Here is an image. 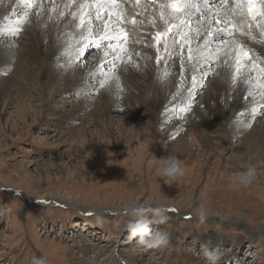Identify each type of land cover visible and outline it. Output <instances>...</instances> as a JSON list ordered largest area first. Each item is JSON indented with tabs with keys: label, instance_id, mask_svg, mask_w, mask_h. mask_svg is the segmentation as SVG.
<instances>
[{
	"label": "rangeland",
	"instance_id": "374dc122",
	"mask_svg": "<svg viewBox=\"0 0 264 264\" xmlns=\"http://www.w3.org/2000/svg\"><path fill=\"white\" fill-rule=\"evenodd\" d=\"M20 13L12 18H19ZM133 43L131 48L136 53L130 65L140 72L148 64L144 58L148 55ZM213 43L214 50L218 41ZM105 50L106 46L90 47L83 52L84 64L68 68H97ZM252 50L260 54L258 47ZM6 61L11 68L0 77L8 80L11 90L0 99V264H33L35 259H44L46 264H130L134 254H138L134 264H210L203 247L217 249L215 243L221 244L216 264H236L234 256L239 254L240 264H264V138L257 134L256 140L249 142L244 139L248 131L221 130L222 124L230 120L228 115L224 117L225 112L236 109L225 104L224 88L217 102L210 99L215 76L206 77L202 90L197 86L191 97L188 92H181L179 100L165 95L156 115L161 122L143 112L144 103L138 104L136 97L132 116L126 114L127 110L119 111L108 128L88 116L85 125L88 133H93L83 140L80 135L69 134L68 138L74 139L69 142L55 135L79 128L83 118L56 117L54 113L63 108L62 97H72V104L86 99L96 101L108 86L118 92L117 84L122 93H138L132 83L125 82L126 77L132 78L122 73L123 61L118 60L115 69L112 63L103 66L104 73L114 71V76L106 78L103 73L84 79L80 95L70 90L64 94L63 78L45 87L44 81L29 80L19 67L27 63L24 59ZM3 62L1 57L0 65ZM216 65L214 62L210 66ZM201 66L209 70V66ZM68 68L63 76L70 74ZM72 75L74 78L76 74ZM193 76L197 84L200 81L196 70L188 75L187 87L175 78L176 90H180L179 84L185 90L191 88ZM154 89L140 92L139 97L150 101L158 94ZM121 103L118 107H125ZM218 103H223L220 121L211 125L204 117L211 112L209 104L212 110ZM177 104L185 105L178 113L179 123L169 118ZM244 112L235 114L250 115ZM161 116L168 119L162 120ZM97 118L105 119L98 114ZM181 135L186 136L183 143L178 140ZM210 138L213 140L206 143ZM169 156L177 157L184 169V175L174 181L160 176V165L148 163ZM250 165H255L256 175L245 185L236 174ZM42 197L49 202L39 200ZM145 204L165 209L164 222H154L150 228L170 234L167 247L148 249L129 238L126 225L135 218L129 213L133 207ZM201 204L208 212L204 222L195 215ZM148 217L160 219L152 213ZM238 239L244 241L243 247L235 243Z\"/></svg>",
	"mask_w": 264,
	"mask_h": 264
},
{
	"label": "snow or ice",
	"instance_id": "6c2138e0",
	"mask_svg": "<svg viewBox=\"0 0 264 264\" xmlns=\"http://www.w3.org/2000/svg\"><path fill=\"white\" fill-rule=\"evenodd\" d=\"M23 6V18L17 21V26L7 30L0 28V37H18L24 30V25L31 23L30 16L39 21L41 13H55L59 18L71 17L69 27L74 26L79 29V40L74 34H70V40L79 45L73 54L72 43L66 49V53L71 57L69 66H78L82 53L93 44L96 48L105 47L108 41L104 57L101 64L111 54L112 69L117 67L116 61L128 57L127 62H131L135 54L127 47L129 35L134 40L138 35L140 26L144 19L158 31L148 33L150 39H154L160 45L161 38H171L172 43H176V38L180 37L179 55L180 68L190 64L193 71L199 70L200 81H204L208 76H215L220 82L227 80L231 87L242 89L245 85L264 88V0H60L63 9H60L57 0H17ZM131 3L133 12L131 19L129 13L122 5ZM143 4L144 7L140 8ZM49 5L51 7H49ZM151 6L153 11L148 12ZM144 18L137 19L136 10ZM98 22V23H97ZM131 24V33L125 31V26ZM193 24L195 27L193 28ZM257 33V34H254ZM259 36V38H258ZM196 40V46L192 47V41ZM111 41H115L112 43ZM214 41H219L213 50L211 45ZM249 41L254 45H259L261 52L259 56L252 54ZM140 43V40H135ZM14 42H9L0 52L3 55L14 47ZM164 55L156 56V63L164 66L163 76H168L167 68L169 59L173 53L170 46L164 44ZM187 47V60L183 56V49ZM157 52L160 48L157 47ZM208 55H205V53ZM201 60L205 65H209V71H204ZM259 60V62H257ZM195 61V63H191ZM215 62L220 68L219 71L211 68ZM175 64V62H173ZM11 65H6L0 69V75H7ZM102 69H96L101 71ZM255 72V77L253 76ZM86 76L93 75L86 72ZM107 77L115 75V72L104 73ZM179 75V73H173ZM107 80L101 82L103 88ZM177 83H181L177 81ZM197 87V77H192V87L187 89L191 97L193 89ZM203 84H200L202 90ZM77 95H80L78 90ZM255 109L252 110V119H255ZM234 123H242L234 121ZM248 127L249 125L243 124Z\"/></svg>",
	"mask_w": 264,
	"mask_h": 264
},
{
	"label": "bare ground",
	"instance_id": "6f19581e",
	"mask_svg": "<svg viewBox=\"0 0 264 264\" xmlns=\"http://www.w3.org/2000/svg\"><path fill=\"white\" fill-rule=\"evenodd\" d=\"M10 3V6H9ZM58 6L60 9H63V4L60 3V0H57ZM22 7V8H21ZM49 7H51L49 5ZM126 9V11L130 14L129 19H131V13L133 12V5L131 3L122 5ZM144 5L141 4L140 8H143ZM23 6L21 4L17 3V0H0V28H3L5 30L9 28H14L17 26V21L21 20L23 18ZM153 11V8H148V12L151 13ZM16 12H21L18 16L15 18H12L13 14ZM49 13H41L38 24L34 17L30 16L31 23L24 25V32L20 33L18 37H13V40H0L2 43H0V52L4 50V46L8 44L9 42H14L15 48L12 47L8 52H5L3 55H0V58L2 57L4 59L3 64L0 65V68H4L6 65H9L7 63V59H12L14 57H18L19 61L20 58L24 59L27 63L23 65H19V67L24 72L25 76L29 79L30 77L35 78L36 80L44 81V87L45 86H51L52 83H54L56 80L63 78L64 79V92L66 91L67 94L69 93L68 90L71 92H75L80 90V86L85 85L84 79L88 78L89 76H86V72H92L94 75H100L105 72V69H103L104 65L112 63L113 57L110 54L107 59L104 61V65L98 64L97 68H88L85 69H73L72 71L70 68H68V62L71 60V57L66 53V49L68 48L69 44L72 43L73 47V54L75 52V49L77 47H80L79 45L75 44L70 40V34H74L76 36V39L79 40V29H75L74 26L69 27V20H71V17L66 18H59L56 16L55 13H51L52 19H48ZM136 16L138 20L144 19L139 14V9L136 10ZM98 23V22H97ZM195 27V24H193V28ZM133 30V26L131 24H128L125 26V31L131 33ZM158 31V29L154 28L150 23L149 20L144 19L143 24L140 26L138 35L136 36L135 40H140V43H136L134 38L129 35L128 38V44L126 45L130 49L133 50L134 53L136 49L131 48V42L133 41V45L137 46L138 49H142L148 56H144L145 61L148 64L144 65L143 71L141 70L136 71L133 70V67L130 65V62L128 61V57L125 56L123 58V72L124 74H128L133 79H129L126 77L127 84L132 83L136 89L139 90L138 93L136 92H129V90H125V93H122L119 91V84L116 85V90L118 92L114 91V88L112 86H108L105 94L102 98L87 101L84 100L80 103H71L72 97H62L61 101L63 104V108L61 111L57 110L54 115H58L56 117L67 118L68 115L72 118H76L77 115H82L81 118H83L82 124L79 126V128L72 129L66 133L56 134L58 135L59 139L61 140L63 138H66L69 142H74V139H69L68 135L73 134L72 136L80 135L81 139L83 140L85 137L88 136V134H92L91 132L88 133V127L85 125L86 118L88 116H93L95 121L98 123V125H103L104 127L107 126L110 123H113L114 117L119 116V111L127 110V113L129 116H132L133 110L135 111V106L137 101L135 102L136 97H138V104H141L142 111L145 113H149L151 116H155L159 112V106L162 105L165 100L163 99L165 95L167 96V99H170V94L176 98V100L181 99V92H187V90L183 89L182 86L187 87L190 86V82H188L187 77L190 73H195L191 69V66L189 64H186L183 69L180 68L179 64V53L181 52V49L179 48L180 44V37L176 38V43L173 44L171 38H161L160 45H157L154 39H150L148 36V33H155ZM257 34V33H254ZM258 35V34H257ZM3 38V37H0ZM259 38V36H258ZM24 39V41H22ZM20 41V44L18 43ZM112 43H115V41H111ZM106 46L108 41L103 42ZM167 43L170 46V51H172L173 55L169 59V67L167 68L168 76L161 79L163 76L164 66L158 65L156 63V56L157 55H164V44ZM197 41L194 39L192 41V47L196 46ZM219 43V41H218ZM250 47H258L259 51L261 52V48L259 45H254L253 42H248ZM19 44V45H18ZM214 44V43H213ZM96 47L95 44L91 46V48ZM157 47L160 48V52H157ZM90 48V47H89ZM103 48V47H102ZM88 49V48H87ZM18 50V51H17ZM259 52V53H260ZM256 53V52H255ZM252 54L255 56H259L254 54V51L252 50ZM205 55H208L205 53ZM183 56L185 60H187V47L183 49ZM83 53L78 61V63L85 62L83 59ZM134 57V56H133ZM132 57V60L134 58ZM131 60V61H132ZM9 61V60H8ZM82 61V62H81ZM118 62V60L116 61ZM175 62V64H173ZM259 62V60L257 61ZM19 63V62H18ZM195 63V61H193ZM214 63V62H213ZM84 64V63H83ZM201 65L206 66L201 60ZM24 66V67H23ZM209 66V65H207ZM70 67V66H69ZM67 68L69 69L70 74L64 75V72L67 71ZM96 69H102L101 71H96ZM214 70L219 71L220 68L218 65H216ZM205 71V70H204ZM209 71V70H207ZM206 71V72H207ZM63 73V74H62ZM76 74L74 78H71L73 75ZM173 73H179V75H173ZM253 76L255 77V72H253ZM175 78L180 81L181 85L179 84L180 90H176V84H175ZM30 80V79H29ZM41 80V81H40ZM211 90L212 93H210V99L212 101L217 102L219 96L221 95V91H223V88L226 90V100L225 104L231 106L232 108L236 109V111H226L224 117L226 118L228 115V118L230 119L227 124H230V128H228L227 124H222L221 130L226 133H231L232 131H235L236 129L242 130V131H248L246 138L249 142L256 140L255 136L257 134H261L262 138H264V131L262 128H264V88H258L255 86H248L245 85L242 89L233 88L230 86L229 82L225 80L224 82H220L216 77L211 81ZM51 83V84H50ZM264 83V81H262ZM200 84L204 85L203 81H199L197 86L200 87ZM121 85V84H120ZM124 86V85H123ZM131 86V85H130ZM127 86L123 87L126 88ZM152 88L156 89L158 94L154 95L150 101H142V97L140 98V92L146 93V91H151ZM161 88V90H160ZM44 89V88H43ZM154 89V90H155ZM10 85L7 79L0 77V99H3L7 93L10 91ZM63 91V90H62ZM137 91V90H136ZM225 92V91H224ZM127 93V94H126ZM156 93V92H155ZM214 93V97H213ZM225 94V93H224ZM75 95V94H74ZM147 95V94H146ZM149 96V95H148ZM13 97V96H12ZM10 96V99H12ZM146 98V97H145ZM9 99V97H8ZM9 99V100H10ZM23 100V99H22ZM21 102V101H20ZM123 102V103H121ZM191 102V101H190ZM190 102H188L190 104ZM121 103V105H125V107H118V104ZM56 105L52 106L53 108H56ZM223 104V103H222ZM221 103L216 104L212 110L211 106L209 104V109L211 112H209V117H204L205 121H207L211 125H215L216 121H220V108L223 107ZM46 105V104H44ZM21 106V105H20ZM185 105L177 104L174 106V112L173 114H169V118L171 117L176 122H180V116L178 113L180 112L181 107ZM50 107V105H49ZM189 108L186 106V109ZM255 109V119H252V110ZM184 109H181V111ZM219 110V112H218ZM87 111L90 113H87ZM138 111V110H137ZM246 113L250 116H238L241 113ZM198 112V111H197ZM228 112V114H227ZM237 113L238 115H236ZM98 116H102L103 119H98ZM127 115V116H128ZM203 115V114H202ZM199 115V116H202ZM128 116V117H129ZM214 116H217L216 119ZM54 117V119H56ZM151 118V117H150ZM60 119V121H61ZM138 119V118H137ZM162 120L168 119L165 116H161ZM157 122H161L158 116L155 118ZM240 121L242 123H234V121ZM84 122V123H83ZM173 124H176L173 122ZM243 124L249 125L248 127L242 126ZM102 126V127H103ZM210 126V125H208ZM108 128V126H107ZM226 128V129H225ZM229 130V131H228ZM83 134V136H81ZM245 134V133H244ZM231 135V134H230ZM86 140V139H85ZM178 140L180 143H183L186 140V136L181 135L178 137ZM213 139L206 140L205 142H210ZM256 144V143H255ZM253 144V145H255ZM243 148H246L247 146L242 145ZM246 151H250V149H247ZM258 151H256L257 154ZM39 200H42L45 203L49 202V199H46L44 197L40 198ZM52 200V199H51ZM151 200L146 201V204H150ZM94 246V245H93ZM92 246V247H93ZM216 246H214L215 248ZM135 255V256H134ZM131 255L129 258L131 263L134 264L136 262V257L138 254ZM240 259V258H237ZM240 264V263H239Z\"/></svg>",
	"mask_w": 264,
	"mask_h": 264
},
{
	"label": "clouds",
	"instance_id": "9594fccd",
	"mask_svg": "<svg viewBox=\"0 0 264 264\" xmlns=\"http://www.w3.org/2000/svg\"><path fill=\"white\" fill-rule=\"evenodd\" d=\"M148 163L160 165L159 173L163 178L174 181L178 176L184 175V169L181 167L177 157H161L149 160ZM256 175L255 165H250L245 170L236 174L237 179L242 184H249ZM163 207L152 208L148 205H138L131 209L130 215L135 217L128 221L126 230L129 233L130 239H135L138 244L143 245L148 249L164 248L169 245L170 234L167 231L157 229L152 231L150 225L152 223H163L165 217ZM148 213L154 216L159 215L160 219H149ZM195 215L204 222L208 218V212L204 205L201 204L196 210ZM203 255L210 261V264H216L219 259L218 249L212 250L205 245L203 247ZM33 264H46L44 259H35Z\"/></svg>",
	"mask_w": 264,
	"mask_h": 264
}]
</instances>
